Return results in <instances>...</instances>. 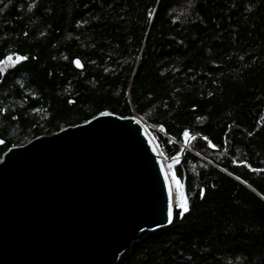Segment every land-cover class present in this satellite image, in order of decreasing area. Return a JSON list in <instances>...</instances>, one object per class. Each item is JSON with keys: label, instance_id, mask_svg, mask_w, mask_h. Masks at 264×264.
Wrapping results in <instances>:
<instances>
[{"label": "trees", "instance_id": "16d2710c", "mask_svg": "<svg viewBox=\"0 0 264 264\" xmlns=\"http://www.w3.org/2000/svg\"><path fill=\"white\" fill-rule=\"evenodd\" d=\"M10 55L0 160L104 112L146 116L170 159L194 135L171 224L116 264H264V0H0Z\"/></svg>", "mask_w": 264, "mask_h": 264}, {"label": "water", "instance_id": "95a60500", "mask_svg": "<svg viewBox=\"0 0 264 264\" xmlns=\"http://www.w3.org/2000/svg\"><path fill=\"white\" fill-rule=\"evenodd\" d=\"M186 149L174 161L135 116L112 112L10 147L0 161V264H116L142 231L171 224L167 167Z\"/></svg>", "mask_w": 264, "mask_h": 264}, {"label": "rangeland", "instance_id": "374dc122", "mask_svg": "<svg viewBox=\"0 0 264 264\" xmlns=\"http://www.w3.org/2000/svg\"><path fill=\"white\" fill-rule=\"evenodd\" d=\"M9 58H11V59H9ZM18 58H23L22 56H20V55H10V56H8L6 59H8V61H9V67L7 68V70L8 69H10L11 67H13V66H15L18 62H20L21 60H23V59H18ZM6 59H4V60H6ZM6 70V71H7ZM144 120H146V121H148V118L146 117V116H143L142 117ZM143 127L148 131V133L151 135V137L154 139V142L156 143V145H158V147L162 150V152L163 153H165V151H164V149H163V147L160 145V143H159V141H158V138H157V134L155 133L158 129L157 128H155L154 126H150V125H148V124H144L143 123ZM183 146H185V147H187V145H188V143H183L182 144ZM188 148V147H187ZM166 154V153H165ZM177 160V157H175L174 158V161H176ZM1 161V160H0ZM181 200V199H180ZM179 202L180 201H178L177 199H176V202H175V204H174V207L175 206H177L178 204H179Z\"/></svg>", "mask_w": 264, "mask_h": 264}, {"label": "bare ground", "instance_id": "6f19581e", "mask_svg": "<svg viewBox=\"0 0 264 264\" xmlns=\"http://www.w3.org/2000/svg\"><path fill=\"white\" fill-rule=\"evenodd\" d=\"M9 61L8 59L4 60L1 62L0 66L1 68L6 71L7 68L9 67ZM151 136V135H150ZM153 139V138H152ZM154 141V139H153ZM154 145L155 147L157 148V150L161 153L162 150L158 147V145H156V143L154 142ZM163 153V152H162ZM167 173H168V177L170 179V183H171V186H172V191H173V195H174V203L176 202V181H175V178H174V172H173V169L172 168H169L167 167Z\"/></svg>", "mask_w": 264, "mask_h": 264}, {"label": "built area", "instance_id": "2783aa9c", "mask_svg": "<svg viewBox=\"0 0 264 264\" xmlns=\"http://www.w3.org/2000/svg\"><path fill=\"white\" fill-rule=\"evenodd\" d=\"M135 117L137 118V120L143 125V123L144 124H148V125H150L151 126V124L148 122V121H146V120H144L140 115H135ZM187 133V135H184V142L185 143H189L193 138H194V135H192L191 133H189V132H186ZM170 137V136H169ZM170 139L171 140H174L172 137H170Z\"/></svg>", "mask_w": 264, "mask_h": 264}, {"label": "snow or ice", "instance_id": "6c2138e0", "mask_svg": "<svg viewBox=\"0 0 264 264\" xmlns=\"http://www.w3.org/2000/svg\"><path fill=\"white\" fill-rule=\"evenodd\" d=\"M9 59H11V58H9ZM18 59H23V58H18ZM185 135H187V133H185ZM187 209H185V211H186ZM169 216H171V204H170V206H169Z\"/></svg>", "mask_w": 264, "mask_h": 264}]
</instances>
